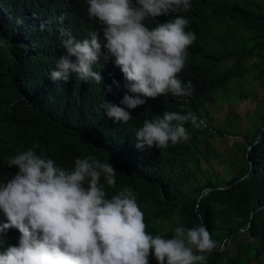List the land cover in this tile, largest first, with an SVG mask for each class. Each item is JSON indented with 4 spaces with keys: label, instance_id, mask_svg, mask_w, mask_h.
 I'll list each match as a JSON object with an SVG mask.
<instances>
[{
    "label": "trees",
    "instance_id": "trees-1",
    "mask_svg": "<svg viewBox=\"0 0 264 264\" xmlns=\"http://www.w3.org/2000/svg\"><path fill=\"white\" fill-rule=\"evenodd\" d=\"M191 4L189 11L173 12L168 20L183 16L188 20L186 30L196 36L179 77L191 82L192 95L141 97L144 105L128 109L122 104L128 93L113 82L116 69L109 66L104 76L101 58L93 67L102 76L98 85L78 79L77 74L61 85L46 75L64 48L66 33L83 40L96 32L104 44L103 28L89 17L87 0H0V183L16 171L9 160L33 145H39L37 154L43 150L68 170L77 158L93 155L109 162L117 173L114 188L101 179L109 196L125 186L136 193L150 234L172 238L177 226L203 224L219 244L207 254V264H251L262 258L264 263V97L251 135L235 145L241 151L236 170V161L227 160L216 173L213 154L201 140V135H230L233 124L228 120V129L214 126L207 110L209 103L235 102L248 95L245 88L225 95L228 84L248 75L264 79L263 66L254 62L264 60V0H191ZM102 51L104 47L101 55ZM105 104L125 108L132 119L124 123L109 118ZM173 111H190L202 124L198 129L185 124L187 141L169 143L164 149H138L135 133L143 122ZM210 148L221 151L217 143ZM202 162L213 172L201 169ZM208 188L212 191L202 196ZM174 217L178 221L167 227ZM6 222L0 212V224ZM0 237L2 253L18 246L20 233L13 228ZM150 261L157 264L154 256Z\"/></svg>",
    "mask_w": 264,
    "mask_h": 264
},
{
    "label": "clouds",
    "instance_id": "clouds-1",
    "mask_svg": "<svg viewBox=\"0 0 264 264\" xmlns=\"http://www.w3.org/2000/svg\"><path fill=\"white\" fill-rule=\"evenodd\" d=\"M87 4L89 17L103 28L104 44L96 32L83 40L66 33L48 78L66 85L77 74L98 85L100 71L105 76L111 66L116 69L113 82L128 93L122 100L128 109L144 105L141 97L192 95L191 82L179 77L196 36L186 30L188 20L183 16L168 20L173 12L189 11L191 0H87ZM153 22L159 23L152 28ZM100 58V71H94ZM105 106L106 115L115 121L132 119L125 108ZM187 123L198 129L202 121L190 111L145 120L135 133L136 147L164 149L169 143L187 141ZM38 148L33 145L11 158L9 167L16 166V171L0 183V212L7 220L0 224V234L13 228L20 233L18 246L0 253V264H149L153 256L157 264H207V254L219 247L203 224L177 226L172 238L150 234L130 187L108 195L105 183L114 188L117 175L109 162L88 155L77 158L68 170L43 150L37 154Z\"/></svg>",
    "mask_w": 264,
    "mask_h": 264
},
{
    "label": "rangeland",
    "instance_id": "rangeland-1",
    "mask_svg": "<svg viewBox=\"0 0 264 264\" xmlns=\"http://www.w3.org/2000/svg\"><path fill=\"white\" fill-rule=\"evenodd\" d=\"M254 62L263 66L264 60L256 58ZM264 82V79H260L256 76L248 75L244 79L238 80V82H231L226 86L224 93L228 95L232 89H244L248 95L242 99L232 102H218L216 105L209 103L207 105V110H209L214 118L213 125L222 129H228L229 124L228 120L233 124L231 128L230 135L220 136L212 135L206 137L201 135L202 146L206 148V151L212 157V164L214 166L213 170L218 173L221 172L225 166L227 160H237L241 155V151L235 145L238 143L244 142V136H250L253 128L255 127V116L256 113L260 110L262 105L261 99L264 97V85L261 83ZM231 100V99H230ZM212 143H217L221 147V151L213 152L210 148ZM238 163H234L233 169L236 170ZM201 169L207 173L213 172L212 169L203 162L201 163ZM203 194V192H202ZM178 219L174 217L173 219L166 222V226L170 227L176 223ZM233 248V247H232ZM225 249V248H224ZM232 249V253L234 252ZM251 264H264L263 258L261 261H253Z\"/></svg>",
    "mask_w": 264,
    "mask_h": 264
},
{
    "label": "water",
    "instance_id": "water-1",
    "mask_svg": "<svg viewBox=\"0 0 264 264\" xmlns=\"http://www.w3.org/2000/svg\"><path fill=\"white\" fill-rule=\"evenodd\" d=\"M263 129H264V127H263ZM259 139H260V134L257 135L255 142H257ZM252 145H253V144H252ZM250 147H251V146H249V147L247 148L246 153H248ZM246 175H247V174H246ZM246 175H245V176H246ZM225 188H228V186H226V187H224V188H222V189H225ZM218 189H221V188H218ZM211 191H212L211 188L204 190L202 196H203V195H207V194H209ZM199 199H200V197H199ZM261 208H262V207H259V208H257V210H260ZM242 231H243V230H239L238 232H242Z\"/></svg>",
    "mask_w": 264,
    "mask_h": 264
}]
</instances>
